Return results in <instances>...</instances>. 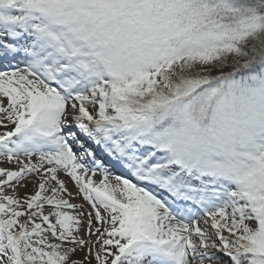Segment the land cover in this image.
Returning a JSON list of instances; mask_svg holds the SVG:
<instances>
[{"label":"snow or ice","instance_id":"6c2138e0","mask_svg":"<svg viewBox=\"0 0 264 264\" xmlns=\"http://www.w3.org/2000/svg\"><path fill=\"white\" fill-rule=\"evenodd\" d=\"M0 264H264V0H0Z\"/></svg>","mask_w":264,"mask_h":264}]
</instances>
